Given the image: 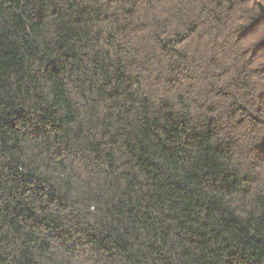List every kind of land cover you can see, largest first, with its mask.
<instances>
[{"label":"trees","instance_id":"1","mask_svg":"<svg viewBox=\"0 0 264 264\" xmlns=\"http://www.w3.org/2000/svg\"><path fill=\"white\" fill-rule=\"evenodd\" d=\"M0 264H264V0H0Z\"/></svg>","mask_w":264,"mask_h":264}]
</instances>
